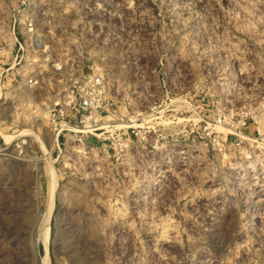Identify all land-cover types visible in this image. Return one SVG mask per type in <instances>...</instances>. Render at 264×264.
<instances>
[{
	"label": "rangeland",
	"instance_id": "1",
	"mask_svg": "<svg viewBox=\"0 0 264 264\" xmlns=\"http://www.w3.org/2000/svg\"><path fill=\"white\" fill-rule=\"evenodd\" d=\"M95 74L123 146L49 126ZM48 207L52 264H264V0H0V264Z\"/></svg>",
	"mask_w": 264,
	"mask_h": 264
},
{
	"label": "built area",
	"instance_id": "2",
	"mask_svg": "<svg viewBox=\"0 0 264 264\" xmlns=\"http://www.w3.org/2000/svg\"><path fill=\"white\" fill-rule=\"evenodd\" d=\"M32 26L30 22V33L33 30ZM19 45L22 48L20 42ZM29 82L35 85L38 83L32 79ZM104 89V78L100 74L85 76L81 82L74 84L72 88L64 92V94H60L53 101L48 114V123L51 130L57 134V139L69 131L80 135V140L82 141L89 134H95L103 130L102 134L108 132L110 134L116 133V147L117 145L123 146L125 141L124 133L121 132L123 128L114 129L110 125H102L104 112L108 111L107 108L110 102ZM124 126L126 129H131L133 133L135 132L136 128L134 125L124 124ZM17 147L22 152V146L17 144Z\"/></svg>",
	"mask_w": 264,
	"mask_h": 264
},
{
	"label": "bare ground",
	"instance_id": "3",
	"mask_svg": "<svg viewBox=\"0 0 264 264\" xmlns=\"http://www.w3.org/2000/svg\"><path fill=\"white\" fill-rule=\"evenodd\" d=\"M34 134V136L36 135L35 133H33ZM36 137V136H35ZM53 140H54V138H53ZM49 164V163H48ZM49 166H51V165H49ZM48 173H49V175H52L53 176V174H54V172L51 170V167L50 168H48ZM51 177V176H50ZM51 178H53V177H51ZM53 180V179H52ZM50 204V203H49ZM49 206V205H48ZM50 206H51V204H50ZM49 206V207H50ZM48 207V208H49ZM47 208V209H48ZM41 213V212H40ZM38 217V216H37ZM50 217H51V209L49 208V210L47 211L46 210V212H44V213H42L41 215H40V217L39 218H37L34 222L33 221H31V223L33 222V225H34V227L32 228V232H33V235L35 236V235H37V236H39L38 237V239L40 240L41 239V242H42V240L44 241L43 243H45V245H46V254L45 255H40V256H38V259H37V262H36V264H52V262H51V257H50V254H49V252H48V239H49V232H50ZM26 219V218H25ZM29 219V218H28ZM26 220L27 221V223L29 224L30 223V221L29 220ZM23 221H25V220H23ZM23 221H21V222H23ZM20 222V223H21ZM26 223V224H27ZM27 224V225H28ZM24 225V224H23ZM27 225H25V226H27ZM31 226V225H30ZM25 229H26V227H24ZM29 228V227H28ZM22 229V228H21ZM37 239V240H38Z\"/></svg>",
	"mask_w": 264,
	"mask_h": 264
}]
</instances>
